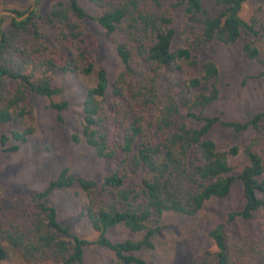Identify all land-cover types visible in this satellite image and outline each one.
Instances as JSON below:
<instances>
[{
	"label": "trees",
	"instance_id": "obj_1",
	"mask_svg": "<svg viewBox=\"0 0 264 264\" xmlns=\"http://www.w3.org/2000/svg\"><path fill=\"white\" fill-rule=\"evenodd\" d=\"M89 1L96 14L80 0H50L45 15L11 8L15 15L0 17V151H17L36 131L32 96L48 98L47 107L62 121L69 101L53 99L60 91L53 74L78 71L94 73L95 82L83 98L72 140L83 138L109 161L100 180L62 168L43 190L13 198L18 206L10 215L0 200V264H82L84 246L91 243L112 250V264H149L137 252L154 247L164 212L193 215L208 199L228 195L236 179L242 207L210 230L215 247L190 264H264V156L245 148L248 163L233 173L229 157L239 147L220 149L209 137L217 125L263 137L264 109L245 121L207 115L205 108L219 97V69L199 52L214 42L242 40L244 56L264 65L255 40L264 37V8L246 20L240 16L245 0ZM178 8L185 43L173 47ZM85 20L96 21L114 44L121 62L114 80L87 49L66 45L81 39ZM27 33L39 43L33 49L17 40ZM263 76L264 70L253 75ZM74 184L85 192V213L97 232L93 240L61 224L56 208L44 202L54 189ZM118 223L142 236L111 239L107 230Z\"/></svg>",
	"mask_w": 264,
	"mask_h": 264
},
{
	"label": "rangeland",
	"instance_id": "obj_2",
	"mask_svg": "<svg viewBox=\"0 0 264 264\" xmlns=\"http://www.w3.org/2000/svg\"><path fill=\"white\" fill-rule=\"evenodd\" d=\"M80 1L91 13L98 12L97 6L91 1ZM49 3L50 0H0V12L14 8L35 10L36 13L45 15ZM259 6L264 8V0H245L240 16L248 20ZM182 12V8L173 10L178 19L173 47L185 43V36L181 33L184 23ZM8 22L9 18H5L2 27L6 29ZM33 38L27 33L18 36L17 40L21 46L27 45L33 49L39 44ZM255 40L261 52H264V37H256ZM66 45L74 50L79 47L87 49L89 58L97 65L104 66L111 80L121 70L114 44L96 21L85 20L81 39L67 41ZM46 49L50 50V47L47 46ZM199 52L202 58L212 59L219 69V97L205 108L207 115L221 113L229 119L245 121L264 109V76L253 77L264 70V65L244 56L242 40L229 46L214 42L201 48ZM94 82V73L85 75L69 71L53 74V85L60 89L53 99L69 101L67 109L61 112L62 121H58L56 112L47 107L48 98L38 95L30 98L29 105L33 111L36 131L17 151H0V200L5 215H10V210L18 206L13 198L30 196L43 190L64 167L69 169V175L72 176L100 180L105 175L108 159L99 157L83 138L79 142L72 140V135L80 127L83 98ZM209 137L220 149H227L232 145L239 147L238 153L229 157L233 173H238L248 163L245 148L264 156V135L256 136L253 130L236 133L217 125L209 133ZM44 202L56 208L58 221L63 225H70L75 234L88 240L96 237L97 232L85 213V192L77 185L54 189L44 198ZM243 203L242 184L236 179L228 195L208 199L193 215L166 211L162 215V227L153 238L154 247H144L137 254L149 264H190L193 257L215 247L209 236L210 230L223 222L228 211L239 209ZM107 234L113 240L137 239L142 236V232H132L123 223L109 228ZM113 259L114 253L107 247L95 243L84 246L82 264H112Z\"/></svg>",
	"mask_w": 264,
	"mask_h": 264
},
{
	"label": "water",
	"instance_id": "obj_3",
	"mask_svg": "<svg viewBox=\"0 0 264 264\" xmlns=\"http://www.w3.org/2000/svg\"><path fill=\"white\" fill-rule=\"evenodd\" d=\"M2 13H4V14H10V15H15V13L13 11H11V10H3V11L0 12V15Z\"/></svg>",
	"mask_w": 264,
	"mask_h": 264
}]
</instances>
